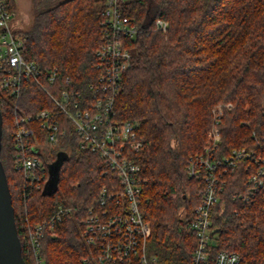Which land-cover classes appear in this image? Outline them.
I'll return each mask as SVG.
<instances>
[{"label":"trees","instance_id":"trees-1","mask_svg":"<svg viewBox=\"0 0 264 264\" xmlns=\"http://www.w3.org/2000/svg\"><path fill=\"white\" fill-rule=\"evenodd\" d=\"M104 1L31 0L32 24L20 32L23 58L42 71L56 70L58 85L87 94L98 77L95 52L102 42ZM9 4L16 13L15 0ZM121 10L139 31L127 41L132 57L114 99V120L136 123L145 143L134 159L147 181L141 194L150 228L147 254L160 264H189L195 238L184 225L194 214L200 183L188 177L186 160L204 148L212 107L232 105L221 122L219 155L236 148L264 150V0H126ZM51 106L32 82L21 83L17 99L0 90V160L25 263L33 264L27 230L63 206L72 212L56 225L55 236L43 238L44 264H138L100 263L97 249L85 241L88 210L98 207L103 188L119 183L96 154L78 149L71 130L57 146L39 136L48 178L57 154H66L54 191L29 189L14 169L15 119ZM245 164L225 177L211 214L216 231L211 253L235 252L244 264H264L263 194L253 204L233 198L245 189Z\"/></svg>","mask_w":264,"mask_h":264},{"label":"built area","instance_id":"built-area-1","mask_svg":"<svg viewBox=\"0 0 264 264\" xmlns=\"http://www.w3.org/2000/svg\"><path fill=\"white\" fill-rule=\"evenodd\" d=\"M125 1H104L102 42L95 52L98 77L86 94L73 91L70 85H58L56 70L42 71L35 62L23 58L24 38L12 25L16 13L10 8L9 0H0V90L17 99L21 83L32 82L52 105L32 114L20 115L14 121L13 166L22 173L26 187L43 190L48 181V172L40 157L43 151L39 136L57 146L71 130L78 149L96 154L105 173L112 172L119 183V188L113 185L111 189L101 190L100 204L88 210L83 222L82 235L88 245L97 249L98 261L160 264L155 257H149L146 250L150 228L141 213V194L147 181L134 159L145 143L139 136L136 123L114 120V99L132 57L127 41L134 39L139 31L138 25L121 10ZM157 24L166 27L163 22ZM230 109L231 104H218L213 108L207 145L202 152L186 160L188 177L200 183L194 214L184 225V230L195 238L189 264H244L235 252L211 253L216 244L211 214L221 200L226 175L239 163L246 161L245 189L236 191L233 198L244 204H253L257 195L262 193L264 204V150L255 152L236 148L228 155H219L221 122L225 110ZM34 126L38 134L35 130L33 132ZM113 200L117 204L108 206L107 202ZM119 201L122 205H118ZM71 212L70 207L58 206L48 219L27 230L26 246L33 264H44L40 254L43 238L55 236L56 225Z\"/></svg>","mask_w":264,"mask_h":264},{"label":"water","instance_id":"water-1","mask_svg":"<svg viewBox=\"0 0 264 264\" xmlns=\"http://www.w3.org/2000/svg\"><path fill=\"white\" fill-rule=\"evenodd\" d=\"M2 136V115L0 111V152ZM66 159L64 152L57 154V159L49 165V178L43 193L56 189L57 175L61 163ZM214 231L213 233H215ZM0 264H26L21 254V244L15 224L12 198L3 165L0 160Z\"/></svg>","mask_w":264,"mask_h":264},{"label":"rangeland","instance_id":"rangeland-1","mask_svg":"<svg viewBox=\"0 0 264 264\" xmlns=\"http://www.w3.org/2000/svg\"><path fill=\"white\" fill-rule=\"evenodd\" d=\"M15 7H16V17L13 20V24H12L13 28L18 32L25 31V30L29 29V27L32 24L31 0H15ZM217 105L212 107V109L210 111L211 117H212V110ZM212 120L213 119L211 118V123H212ZM137 123L140 124L139 122H137ZM211 123H210V126H211ZM210 126L206 132V141H205L204 147L207 145V142L209 140L208 139V132L210 130Z\"/></svg>","mask_w":264,"mask_h":264}]
</instances>
